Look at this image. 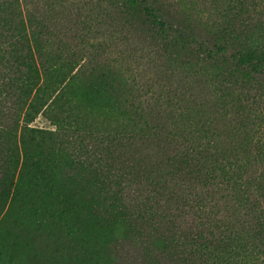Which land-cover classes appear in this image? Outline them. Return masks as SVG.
Returning a JSON list of instances; mask_svg holds the SVG:
<instances>
[{"label":"trees","instance_id":"16d2710c","mask_svg":"<svg viewBox=\"0 0 264 264\" xmlns=\"http://www.w3.org/2000/svg\"><path fill=\"white\" fill-rule=\"evenodd\" d=\"M132 2L150 46L205 79L208 102H149L123 60L102 49L83 57L44 20H25L28 31L17 20L0 33V157L22 152L25 173L10 184L17 202L41 183L24 139L49 140L93 214L45 182L72 258L92 238L95 264L117 262L108 249L128 240L141 264H264V0ZM10 5L0 3V29ZM39 113L54 132L28 127ZM0 264L21 263L0 252Z\"/></svg>","mask_w":264,"mask_h":264},{"label":"rangeland","instance_id":"374dc122","mask_svg":"<svg viewBox=\"0 0 264 264\" xmlns=\"http://www.w3.org/2000/svg\"><path fill=\"white\" fill-rule=\"evenodd\" d=\"M8 1H13V5L1 12L6 17L7 25L0 29V33H7L8 26L17 20H21L23 28L28 31L24 21L35 17L45 21L51 38L70 43L72 49L82 53L81 56L85 57L89 51L102 49L113 60H123V68L130 65L142 87L144 99L149 102L157 100L156 102L165 105L170 99L177 102L182 101L181 98L192 96L195 104H201L210 98L205 79L199 81L191 78L190 74L181 72L161 58L157 48L150 46L147 28L144 29L140 25V21L144 20L141 8L134 7L132 0H91V10L88 12L85 11L87 0H0V3ZM183 2L178 4V8H167V20H178L175 10L180 12ZM121 6L128 7V11L124 12ZM180 88L182 94H179ZM20 124L25 126L22 122ZM27 125L29 128L46 132L55 131V125L42 113L36 115L33 122ZM20 146L18 143L19 149ZM15 147L17 152V141ZM24 147L30 150L33 162L39 166L38 171L41 173L34 174L39 177L41 183L30 188V202H17V195H14L11 185L17 182V175L25 173L24 170L20 171L24 166L22 152L18 151L14 157H0L1 255L21 264H95L97 254L94 239L91 237V245L81 252L80 259L68 255L67 249L71 248V243L54 224L51 213L54 207L48 197L51 184L65 195L64 198L72 206H75V200L79 199L84 203L82 205L85 208H81L83 213L93 215L91 205L86 203L87 192L81 190L84 183L78 174L69 173L67 176V172L61 170L65 157H60L54 151L49 140L38 138L35 144L25 138ZM46 181L50 184H46ZM89 232V235L93 236L96 230ZM103 234L107 235L105 232ZM108 250L111 255L113 253L117 257L114 264H141L139 257L134 259L135 250L131 246V240L117 243Z\"/></svg>","mask_w":264,"mask_h":264}]
</instances>
